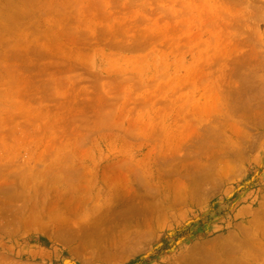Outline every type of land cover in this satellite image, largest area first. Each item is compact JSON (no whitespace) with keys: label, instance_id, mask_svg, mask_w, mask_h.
<instances>
[{"label":"rangeland","instance_id":"obj_1","mask_svg":"<svg viewBox=\"0 0 264 264\" xmlns=\"http://www.w3.org/2000/svg\"><path fill=\"white\" fill-rule=\"evenodd\" d=\"M0 255L264 264V0H0Z\"/></svg>","mask_w":264,"mask_h":264},{"label":"trees","instance_id":"obj_2","mask_svg":"<svg viewBox=\"0 0 264 264\" xmlns=\"http://www.w3.org/2000/svg\"><path fill=\"white\" fill-rule=\"evenodd\" d=\"M189 230L188 229H186V230H182V231H180V232H177L176 231V237L177 238H179L180 236H182V235H184L186 232H188ZM166 235V234H165ZM43 240L44 241H46V239L45 238H43ZM162 241H163V245H162V248H168L169 247V241H168V237L167 236H164L163 238H162Z\"/></svg>","mask_w":264,"mask_h":264},{"label":"bare ground","instance_id":"obj_3","mask_svg":"<svg viewBox=\"0 0 264 264\" xmlns=\"http://www.w3.org/2000/svg\"><path fill=\"white\" fill-rule=\"evenodd\" d=\"M2 24H3V23H2ZM3 25H5V24H3ZM24 46H25V45H24ZM22 48H24V47H22ZM10 49H11V48H10ZM16 50H17V49H16ZM4 51H7V49L4 50ZM18 51H19V50H18ZM10 52H11V51H10ZM16 52H17V51H16ZM19 52H20V51H19ZM7 53H8V52H7ZM14 54H15V53H14ZM16 54H17V53H16ZM16 54H15V55H16ZM18 54H19V53H18ZM18 54H17V55H18ZM3 55H4V54H3ZM3 55H1V56L4 57ZM8 55H9V54H7L6 56H8ZM11 55H12V54H11ZM6 56H5V57H6ZM13 56H14V55H12V57H13ZM5 57H4V58H5ZM16 57H17V56H16ZM14 58H15V56H14ZM3 62H4V61H3ZM2 64H3V63H2ZM202 106H204V105H202ZM202 109H203V108H202ZM197 112H198V111H197ZM207 112H208V111H207ZM198 113H199V112H198ZM205 114H206V113H205ZM203 119L205 120V118H203ZM205 121H206V120H205ZM220 169H221V168H220ZM225 171H226V170H225ZM224 173H225V172H224ZM174 189H175V188H173V192H174ZM178 191H179V190H178ZM178 194H179V193H178ZM173 195H174V194H173ZM150 207H151V206H150ZM51 209H52V208H51ZM162 210H163V209H162ZM50 212H51V211H50ZM150 212H151V210H150ZM154 212H155V211H154ZM150 215H151V214H150ZM164 215H165V214H164ZM30 216H31V215H30ZM32 216H33V215H32ZM49 217H50V216H49ZM150 217H151V216H150ZM146 222H147V220H146ZM146 222H145V223H146ZM148 222H149V221H148ZM38 228H39V227H38ZM28 229H29V228H28ZM27 231H28V230H27ZM33 231H34V230H33ZM91 238H92V237H91ZM2 244H3V243H2ZM39 250H40V249H39ZM45 250H46V249H45ZM40 251H41V250H40ZM42 251H43V250H42ZM43 252H44V251H43ZM34 253H35V252H34ZM39 253H40V252H39ZM45 253H46V252H45ZM32 254H33V253H32ZM41 254H42V252H41ZM1 255H2V254H1ZM1 255H0V258H1ZM35 255H36V254H35ZM43 255H45V254L43 253ZM3 256H4V255H3ZM45 256H47V255H45ZM42 257H43V256H42ZM47 257H49V256H47ZM9 260H10V259H9ZM14 260H15V259H14ZM4 261H5V260H4ZM11 264H12V263H11ZM67 264H68V263H67Z\"/></svg>","mask_w":264,"mask_h":264}]
</instances>
